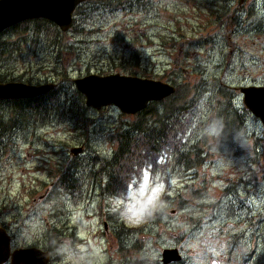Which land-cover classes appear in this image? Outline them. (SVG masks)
Returning a JSON list of instances; mask_svg holds the SVG:
<instances>
[{
	"label": "rangeland",
	"instance_id": "1",
	"mask_svg": "<svg viewBox=\"0 0 264 264\" xmlns=\"http://www.w3.org/2000/svg\"><path fill=\"white\" fill-rule=\"evenodd\" d=\"M23 29L2 36L0 84L58 92L35 117L0 103V225L13 251L53 245L48 264H162L167 249L182 255L172 264L261 254L264 124L244 116L240 90L264 86V0H86L64 34L45 28L35 41V27ZM112 74L194 93L175 145L200 156L171 166L162 150L117 196L102 192L101 169L135 115L86 108L67 83ZM232 110L245 120L235 136L224 129Z\"/></svg>",
	"mask_w": 264,
	"mask_h": 264
},
{
	"label": "water",
	"instance_id": "2",
	"mask_svg": "<svg viewBox=\"0 0 264 264\" xmlns=\"http://www.w3.org/2000/svg\"><path fill=\"white\" fill-rule=\"evenodd\" d=\"M85 0H0V35L22 22L43 19L54 24L61 32L72 27L73 13ZM242 2L243 0H239ZM77 92L83 97L86 108L95 111L114 107L120 113L135 115L149 103L159 102L173 95L172 85L133 76L112 74L87 75L73 81ZM55 85H28L23 83L0 84V101L32 100L54 90ZM242 103L250 114L264 124V86L246 87L240 90ZM83 151L74 148L75 156ZM162 264L182 260L177 249L162 251ZM50 255L38 248L12 250V238L0 225V264H48Z\"/></svg>",
	"mask_w": 264,
	"mask_h": 264
},
{
	"label": "trees",
	"instance_id": "3",
	"mask_svg": "<svg viewBox=\"0 0 264 264\" xmlns=\"http://www.w3.org/2000/svg\"><path fill=\"white\" fill-rule=\"evenodd\" d=\"M127 1L129 4L133 3V0ZM113 2L114 1H108L109 4ZM238 3L241 4L239 1ZM111 8H113V4ZM31 26L35 27V32H37L38 35H36L35 41L39 39L41 30L45 28H54L57 32L59 30L54 24L46 20H33L23 24L21 23L20 26H14L0 35V58L10 45L4 42L2 36L5 33L17 32L20 27H23V31L25 30L27 33ZM26 40L25 36L22 40L23 43L20 44L26 46ZM47 43L50 45L52 44L48 41ZM50 47L55 48L54 45L48 46L47 48ZM18 48L19 46L17 44H13V51L18 50ZM125 70L128 69L125 68ZM67 83H69V87L71 85L73 92L79 97L81 103H84L83 97L74 89L75 86H72L70 81ZM171 85L175 86L174 83ZM57 92L58 91L55 92L54 90L43 97L32 100H15L12 103L19 109L18 115L20 118L26 115L35 117L38 115L39 110H46L44 107L45 99L48 97V99L53 100ZM188 95H194V93L187 92L184 86L179 85L176 87V91L173 95L162 101L149 103L145 110L135 114V121L129 125V130L120 133L118 136L117 149L114 151L112 158H110L101 169V173L106 179L105 190L102 192L108 193L110 196H117L120 195L121 192L126 191L129 184L135 179L138 172L147 165L150 158H152L150 161L153 166L158 165L157 161L162 150L168 151V157H170V159L166 156L165 162H168L171 166H177L181 162L190 164L193 161H197L200 156L194 151V148L191 149L190 153H181L175 145L177 134L180 132L179 125L182 126V118H184L191 109L193 99L189 98L187 100ZM31 109H34L35 113L27 114V111ZM244 113L247 115L249 112L245 109L243 111V114ZM244 116L238 115L234 110H232V114L230 112L227 113V116H225L226 121L224 123V129L229 130L228 134L235 136L234 134L240 129V125L243 121L245 122ZM262 224H264V221ZM255 239H257V235L252 237V239L249 238V241L251 240V242H253ZM55 244L58 245L59 243L56 241ZM42 249L48 252L50 256H53L56 248H54L53 245L45 243ZM252 252L249 254V257ZM254 257H256V259L248 260L246 264H264V247L261 250V254L259 256L256 254Z\"/></svg>",
	"mask_w": 264,
	"mask_h": 264
},
{
	"label": "bare ground",
	"instance_id": "4",
	"mask_svg": "<svg viewBox=\"0 0 264 264\" xmlns=\"http://www.w3.org/2000/svg\"><path fill=\"white\" fill-rule=\"evenodd\" d=\"M86 1V0H85ZM78 8V7H77ZM77 8L75 9V12H76V10H77ZM161 82V81H160Z\"/></svg>",
	"mask_w": 264,
	"mask_h": 264
}]
</instances>
